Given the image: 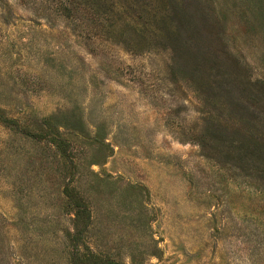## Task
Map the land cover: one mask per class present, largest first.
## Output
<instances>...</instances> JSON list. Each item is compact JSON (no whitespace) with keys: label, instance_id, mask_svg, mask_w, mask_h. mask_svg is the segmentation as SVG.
<instances>
[{"label":"rangeland","instance_id":"obj_1","mask_svg":"<svg viewBox=\"0 0 264 264\" xmlns=\"http://www.w3.org/2000/svg\"><path fill=\"white\" fill-rule=\"evenodd\" d=\"M0 264H264V0H0Z\"/></svg>","mask_w":264,"mask_h":264}]
</instances>
